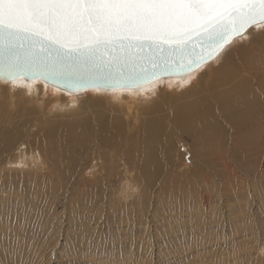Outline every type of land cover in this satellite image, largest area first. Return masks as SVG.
I'll use <instances>...</instances> for the list:
<instances>
[{
	"label": "rangeland",
	"instance_id": "374dc122",
	"mask_svg": "<svg viewBox=\"0 0 264 264\" xmlns=\"http://www.w3.org/2000/svg\"><path fill=\"white\" fill-rule=\"evenodd\" d=\"M257 43L253 39L243 50L264 55ZM214 64L198 72L208 74ZM160 88L155 102L131 104L128 116L94 88L72 91L78 107L57 112L54 86L31 99L9 94L0 80V130L11 117L30 121L18 129L14 147L0 154V264H264V139H252L250 146L236 140L209 144L207 136L219 132L207 129L199 131L197 143L182 132L166 150L168 158L152 169L140 148L143 139L125 142L147 111L140 107L149 109L171 93L161 108L154 105V115H160L193 98L186 94L175 101L185 88ZM95 110L107 118L118 115L123 125L130 122L122 131L126 138L119 143L115 136L105 156L98 148L101 138L84 124H95ZM222 127L231 138L232 130ZM74 137L64 158L44 141L55 139L67 148ZM20 158V167H7ZM150 170L155 173L149 178Z\"/></svg>",
	"mask_w": 264,
	"mask_h": 264
},
{
	"label": "bare ground",
	"instance_id": "6f19581e",
	"mask_svg": "<svg viewBox=\"0 0 264 264\" xmlns=\"http://www.w3.org/2000/svg\"><path fill=\"white\" fill-rule=\"evenodd\" d=\"M251 27L256 30H251L249 28L244 35L246 36L244 39L235 37L230 44L213 57L212 61H214L215 64L208 69V74L204 72H201L200 74L198 72L199 68H197L195 71L184 76L162 77L139 88H118L107 90L94 88L116 102L119 107H122V111L126 108L124 112L128 116L133 107L131 104H135V102L143 99L150 104L151 102H155L153 97L156 93L161 91L162 88L160 87L162 83L173 85L175 88H185V90L180 91L179 94L175 96V101L180 99V95H182V98H184L183 95L186 94H188V97H193L191 98L192 100H186L188 102H185L186 98L179 101V103H176L169 112L164 114L161 113L160 115H154V105L159 104L161 108V105L167 102V100L165 101V98L169 100L171 99V93L170 95L168 94L169 96L166 94V96H162L159 99L160 101L157 100V102L149 109L145 106L140 107L142 111L143 109L147 111L140 123L139 121L141 117L136 120L138 122H134L135 124L138 123L139 127H136V132L130 134V137L127 138L125 142L128 140L143 139L144 143L140 145V148L143 147L141 151L146 152L145 158L150 162V165H147L148 167L154 169L155 167L153 163L155 161L160 163L159 161L162 159V156L168 158V151L166 150L171 149V147L174 146L175 137L178 138L183 134L182 132L189 136L187 133L188 131L192 140H195L197 143L203 135H198L199 131H203L204 133L207 129L212 131L218 130L219 132L218 135L207 136V139L204 142L209 144L212 142L215 143L216 140V142L221 144L230 141L233 143V141L236 140L243 146H250L252 139H264V55H261V52L263 51L260 52L261 54H258L254 52L253 49V52L249 51V53L248 51L243 50L244 45L248 44V42L252 43L253 39H256L258 46L264 45V22ZM250 32H255V38L251 37ZM236 39H239L240 41H237ZM192 76H194L193 79H191ZM195 77L197 80L194 82ZM0 80L7 86L10 92L9 94H13L14 96L21 94L23 98L31 99L39 97V95L43 93L42 89L48 85V83L42 82L43 80L40 78H37L36 80L18 78L13 81L0 78ZM200 80L202 83L199 84L198 88L196 87V91H191L193 87L198 86V81L200 83ZM43 84L45 87L42 86ZM54 87L56 88L54 103L57 112H63L78 107L77 101L72 98V92L58 88L55 85ZM189 90L191 92L187 93ZM127 98H129L131 102H128ZM215 98H218V101L215 106H212L210 103L214 101ZM170 106L171 103L169 104V107ZM138 110L139 107L137 113L140 114L141 112ZM138 114L134 115L139 116ZM94 116L96 119L95 124H90L89 126L87 121H85L84 124L87 125L88 130L90 128L94 129L96 134L101 138L99 139L98 148L103 156H105L106 154L104 152L106 147L115 144V136H119V143L122 142L124 136L126 138V135L123 136L122 131L124 126L130 125V122H126V124L123 125L118 121V115H110L107 118L100 110H95ZM9 119L11 122H9L10 124L1 126L0 154L3 150L14 147L18 138L17 131L20 127L30 126L29 120H16L13 117ZM194 124L197 126L193 129V126L191 125ZM222 125H225L232 130L231 136H233L231 138L229 136L224 137ZM237 131L241 134V137L243 136L242 140H239L241 137L238 136ZM75 140L76 138L74 137L73 140L68 143L69 147L67 148H65L63 143V145L61 144L62 146H57L58 144H56L55 139L48 138L44 141L49 145L52 153L64 158L62 154H69L66 149L70 150L72 145L74 143L76 144ZM217 151L216 154L223 156L225 159V154H221L220 148H218ZM237 154L238 151L235 152V155ZM243 154L245 153L243 152ZM20 162H22V158H20L19 161H10L8 162L7 167H20ZM136 163L137 162L134 161L135 165ZM111 166L112 165L110 164L109 167L111 168ZM154 173V170H150L146 176L149 178L153 177ZM62 176L63 174H61V177ZM59 180L60 179H58V181ZM55 183L56 182H54L53 185ZM127 188H129V191L131 190L129 183Z\"/></svg>",
	"mask_w": 264,
	"mask_h": 264
},
{
	"label": "water",
	"instance_id": "95a60500",
	"mask_svg": "<svg viewBox=\"0 0 264 264\" xmlns=\"http://www.w3.org/2000/svg\"><path fill=\"white\" fill-rule=\"evenodd\" d=\"M14 19L8 28L0 16V78H40L68 92L139 88L162 77L184 76L264 22L249 14L211 36L190 28L180 36L113 31L98 37L87 32L69 36L22 14Z\"/></svg>",
	"mask_w": 264,
	"mask_h": 264
},
{
	"label": "snow or ice",
	"instance_id": "6c2138e0",
	"mask_svg": "<svg viewBox=\"0 0 264 264\" xmlns=\"http://www.w3.org/2000/svg\"><path fill=\"white\" fill-rule=\"evenodd\" d=\"M14 14L69 36L113 31L180 36L190 28L211 36L249 14L264 19V0H0L5 27L14 26Z\"/></svg>",
	"mask_w": 264,
	"mask_h": 264
}]
</instances>
